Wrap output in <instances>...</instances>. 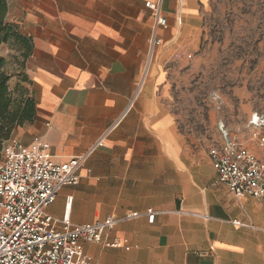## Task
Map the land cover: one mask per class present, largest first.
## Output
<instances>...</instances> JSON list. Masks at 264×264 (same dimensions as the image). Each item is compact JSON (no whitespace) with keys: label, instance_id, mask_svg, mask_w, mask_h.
Returning a JSON list of instances; mask_svg holds the SVG:
<instances>
[{"label":"crops","instance_id":"0c3cea01","mask_svg":"<svg viewBox=\"0 0 264 264\" xmlns=\"http://www.w3.org/2000/svg\"><path fill=\"white\" fill-rule=\"evenodd\" d=\"M132 2L141 0H9L8 21L33 39L26 73L37 101V120L12 138L29 145L41 137L62 164L108 133L81 168L79 185L64 188L48 213L62 218L69 197L75 225L157 213L153 224L141 217L110 235L127 239L130 251L85 244L92 264H264V199L238 201L219 182L210 148L187 143L160 105L165 77L156 73L138 90L152 19L149 0L147 17L126 15ZM163 12L165 54L179 52L190 37L197 42L202 21L193 0H165ZM230 134L258 153L250 133Z\"/></svg>","mask_w":264,"mask_h":264},{"label":"built area","instance_id":"2783aa9c","mask_svg":"<svg viewBox=\"0 0 264 264\" xmlns=\"http://www.w3.org/2000/svg\"><path fill=\"white\" fill-rule=\"evenodd\" d=\"M164 2L147 3L152 19L151 59L156 48L164 45L161 33L169 30ZM252 129L250 141L258 153L229 132L209 149L219 182L226 184L238 201L244 197L264 199V126ZM107 135L86 154L62 164L54 161L50 145L41 137L29 145L15 138L4 144L0 163V264H92L85 244L130 251L127 239L110 238L115 228L141 217L154 223L157 213L149 210L145 214L129 213L124 218L109 217L96 224L75 225L71 221L70 197L62 218L48 213L64 188L79 185L81 168L103 146ZM233 224L242 226L239 222Z\"/></svg>","mask_w":264,"mask_h":264},{"label":"rangeland","instance_id":"374dc122","mask_svg":"<svg viewBox=\"0 0 264 264\" xmlns=\"http://www.w3.org/2000/svg\"><path fill=\"white\" fill-rule=\"evenodd\" d=\"M144 1L126 4L125 14L146 15ZM193 1L202 21L197 42L190 37L172 55L165 54L163 46L156 48L152 59L149 53L138 90L156 73L165 77L157 90L160 105L171 112L178 131L197 150L221 141L224 131L247 137L255 126L253 118L264 116V0ZM0 57L7 60L5 73L11 76L14 97H19L18 84L34 95L33 85L19 76L18 50L4 47Z\"/></svg>","mask_w":264,"mask_h":264},{"label":"trees","instance_id":"16d2710c","mask_svg":"<svg viewBox=\"0 0 264 264\" xmlns=\"http://www.w3.org/2000/svg\"><path fill=\"white\" fill-rule=\"evenodd\" d=\"M8 10L9 0H0V47L18 50L22 60L19 76L23 83L32 86L33 83L26 73V63L34 51L33 39L24 35L18 24L8 21ZM7 65V60L0 57V163L4 144L12 138L13 132L37 120L35 96L26 87L18 84L15 92L19 97H14L9 86L11 76L5 73Z\"/></svg>","mask_w":264,"mask_h":264},{"label":"water","instance_id":"95a60500","mask_svg":"<svg viewBox=\"0 0 264 264\" xmlns=\"http://www.w3.org/2000/svg\"><path fill=\"white\" fill-rule=\"evenodd\" d=\"M252 123H253L256 127H263V126H264V116H262V117H257V116H255V117L253 118ZM223 134H224V137L226 138L228 132H227V131H224Z\"/></svg>","mask_w":264,"mask_h":264},{"label":"bare ground","instance_id":"6f19581e","mask_svg":"<svg viewBox=\"0 0 264 264\" xmlns=\"http://www.w3.org/2000/svg\"><path fill=\"white\" fill-rule=\"evenodd\" d=\"M148 61H150V60H148ZM148 64H149V63H148ZM148 67H149V66H148ZM148 67H147V68H148ZM146 70H147V69H146ZM147 71H148V70H147ZM145 74H146V73H145ZM144 79H145V77H144ZM141 86H142V85H141ZM140 89H141V87H140Z\"/></svg>","mask_w":264,"mask_h":264}]
</instances>
